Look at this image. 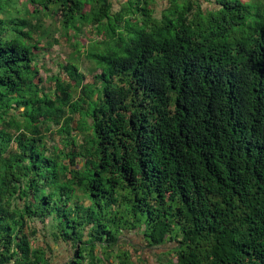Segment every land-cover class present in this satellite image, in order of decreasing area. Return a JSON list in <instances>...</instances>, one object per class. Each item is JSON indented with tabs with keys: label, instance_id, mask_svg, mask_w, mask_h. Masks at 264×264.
<instances>
[{
	"label": "trees",
	"instance_id": "obj_1",
	"mask_svg": "<svg viewBox=\"0 0 264 264\" xmlns=\"http://www.w3.org/2000/svg\"><path fill=\"white\" fill-rule=\"evenodd\" d=\"M211 4L0 0V264H137L132 234L159 264H264V8ZM53 25L95 30L92 83H43Z\"/></svg>",
	"mask_w": 264,
	"mask_h": 264
},
{
	"label": "rangeland",
	"instance_id": "obj_2",
	"mask_svg": "<svg viewBox=\"0 0 264 264\" xmlns=\"http://www.w3.org/2000/svg\"><path fill=\"white\" fill-rule=\"evenodd\" d=\"M126 0H113V8L114 11H118L122 4H124ZM156 5L154 7L155 15L159 18L163 16L165 10L169 6V0H155ZM200 3L202 8L207 9L212 7L211 0H195ZM244 3H257V6H261L264 8L262 3L264 4V0H242ZM88 7V6H87ZM56 26H51L48 30V37L41 42L36 53L39 54V61L37 68L40 70V77L43 80V83L49 87L51 85L50 78L54 76H63L67 77L66 70L64 66L68 63H71L73 60L74 63L79 64L80 72L83 73L85 77V83H92L94 81V76L100 73V70L97 69L95 63L86 56L83 52L88 50L91 42L95 39H99L95 35V30L92 27L85 28L80 34L79 38L75 37V33L71 32V38L62 36V31ZM77 41V43H76ZM74 43L77 44V48ZM79 43V45H78ZM81 51V56L78 51ZM80 58V61H79ZM78 60V61H76ZM73 63V62H72ZM75 84V83H74ZM79 117L77 118V120ZM76 125V123H75ZM39 228H42L41 224H37ZM42 231V229H41ZM44 232H40L37 236L38 243L41 245L45 241L43 238ZM53 250L51 251L54 256H57L59 260L65 257L67 253V245L66 244H55L50 240ZM123 242L126 244V247L130 244L132 245L131 252L134 254V260L137 264H159L160 260H166L167 257L164 255L167 252H170L172 249V244L164 245L163 247L158 248H146L145 243L143 242L142 235H127L124 237ZM129 245V246H130ZM138 249V251H136ZM172 257V256H170ZM140 258H142L140 260Z\"/></svg>",
	"mask_w": 264,
	"mask_h": 264
}]
</instances>
